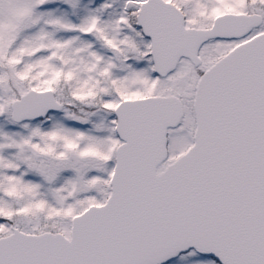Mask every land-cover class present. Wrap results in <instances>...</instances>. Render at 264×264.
Here are the masks:
<instances>
[{"label":"snow or ice","instance_id":"6c2138e0","mask_svg":"<svg viewBox=\"0 0 264 264\" xmlns=\"http://www.w3.org/2000/svg\"><path fill=\"white\" fill-rule=\"evenodd\" d=\"M0 264H264V0H0Z\"/></svg>","mask_w":264,"mask_h":264}]
</instances>
